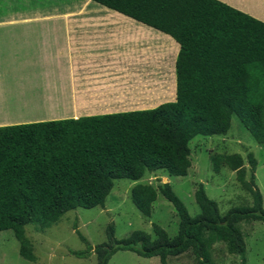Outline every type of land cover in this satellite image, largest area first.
<instances>
[{
	"label": "trees",
	"instance_id": "16d2710c",
	"mask_svg": "<svg viewBox=\"0 0 264 264\" xmlns=\"http://www.w3.org/2000/svg\"><path fill=\"white\" fill-rule=\"evenodd\" d=\"M172 35L181 45L176 60L177 99L155 108L0 126V232L13 230L20 253L35 261L26 226L56 223L78 207L103 206L119 178L141 180L147 172L185 176L192 165L191 141L225 135L233 116L264 146V22L220 0H95ZM168 60L165 67L171 70ZM168 75V74H167ZM214 169L236 171L253 197L251 206L222 214L200 183L193 217L170 182L137 183L132 201L146 216L161 193L176 208L177 235L154 224L155 238L134 231L118 240L114 225L95 251L107 264L118 250L144 257L191 251L200 264H215L211 250L224 242L245 257L243 221H264L263 194L256 184L258 161L249 153L251 176L240 153H215Z\"/></svg>",
	"mask_w": 264,
	"mask_h": 264
},
{
	"label": "crops",
	"instance_id": "0c3cea01",
	"mask_svg": "<svg viewBox=\"0 0 264 264\" xmlns=\"http://www.w3.org/2000/svg\"><path fill=\"white\" fill-rule=\"evenodd\" d=\"M220 1L264 22V0ZM0 5V22L13 25L0 41L11 44L15 58L30 52L40 63L37 71H19L36 77L20 94L8 97L0 80V126L150 109L177 99L181 45L172 35L95 0ZM144 54L162 56L166 66L169 60V76L141 77Z\"/></svg>",
	"mask_w": 264,
	"mask_h": 264
},
{
	"label": "rangeland",
	"instance_id": "374dc122",
	"mask_svg": "<svg viewBox=\"0 0 264 264\" xmlns=\"http://www.w3.org/2000/svg\"><path fill=\"white\" fill-rule=\"evenodd\" d=\"M8 11L11 12V8ZM12 27L13 25L0 22L2 30L0 37L9 34L10 30H13ZM9 46L11 44L0 41V80L7 88L8 97L23 92L22 85L30 88L36 80L34 73L19 75L20 70H29L33 66L37 71L40 67L39 59L31 58L30 52L15 58ZM144 55L146 56L139 64L141 77H151L153 81H158L157 77H167L166 71L168 74L170 70L165 69L163 63L165 59L162 56ZM25 76L32 81L21 80ZM10 106L13 105H8ZM190 146L192 165L185 176H168L166 172L158 171L147 172L139 181L119 178L114 181V187L103 206L78 207L66 212L56 223L49 226H43L41 223L28 224L26 236L32 242L35 261L22 256L20 241L13 230L0 232V264H96L95 249L99 244L108 241V226L111 224L115 227V237L118 240L129 237L137 230L150 234L154 239L156 236L154 224L163 227L171 238L175 237L178 232L179 217L175 206L161 193L153 203L150 216L144 215L132 201V189L140 182L155 186L170 182L193 217L201 213L195 199V191L200 183L205 185L209 197L218 202L222 214L233 207L251 206L253 197L238 181L236 171L228 166H222L219 171L214 169L212 155L215 153L242 154L245 157L248 179L251 176L248 155L249 153L255 155L258 161L256 184L263 194L264 207V146L256 141L238 116H233L232 127L227 134L199 135L191 141ZM239 227L247 245L245 257L230 254L226 244L218 242L211 250V259L215 264H264V221H243ZM107 264L163 263L158 256L144 257L136 252L121 249L112 255ZM168 264H200V262L191 251H188L179 256L169 257Z\"/></svg>",
	"mask_w": 264,
	"mask_h": 264
}]
</instances>
